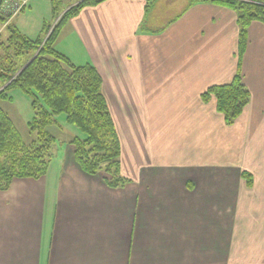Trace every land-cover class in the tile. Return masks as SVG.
<instances>
[{"label":"crops","instance_id":"obj_1","mask_svg":"<svg viewBox=\"0 0 264 264\" xmlns=\"http://www.w3.org/2000/svg\"><path fill=\"white\" fill-rule=\"evenodd\" d=\"M146 5L85 7L53 46L70 59L67 29L84 56L76 66L98 71L129 182L84 173L69 143L78 133L57 118L45 175L0 190V264H264V25L248 26L250 102L227 126L200 95L236 72V14L196 3L144 33Z\"/></svg>","mask_w":264,"mask_h":264},{"label":"trees","instance_id":"obj_2","mask_svg":"<svg viewBox=\"0 0 264 264\" xmlns=\"http://www.w3.org/2000/svg\"><path fill=\"white\" fill-rule=\"evenodd\" d=\"M55 1L52 8L57 16L56 4L59 0ZM104 1L84 0L71 7L63 16L60 27L83 8ZM145 1V18L140 30L159 33L166 26L151 28L148 21L154 0ZM196 3L224 6L236 14V72L228 84L212 85L200 95L204 103L214 99L216 111L222 115L224 123L231 126L250 102V93L241 74V59L247 45L248 26L252 22L264 25V0H192L188 7ZM179 16L176 15L174 19ZM4 19L0 16V24ZM13 25L7 24L5 37L0 38V81L4 84L12 80L0 91V100L10 101L7 93L13 88L31 97L33 116L27 126L34 139L26 143L12 120L0 108V190L8 189L14 178L37 179L45 175L52 158L51 147L56 141L55 134L49 128H60L56 118L59 115H64L65 122L79 131L69 140L74 146V159L79 168L91 176L106 173L108 177L105 182L111 188L125 186L129 180L120 173V141L101 91L102 79L98 71L89 64L76 66L54 49L58 27L46 40L44 48L18 74L22 65L31 58H27L29 51L36 49L41 40L40 37L36 41L28 39ZM47 28L44 26L43 30ZM25 58L24 63L18 66ZM241 178L247 187L252 185L250 173L242 171Z\"/></svg>","mask_w":264,"mask_h":264},{"label":"rangeland","instance_id":"obj_3","mask_svg":"<svg viewBox=\"0 0 264 264\" xmlns=\"http://www.w3.org/2000/svg\"><path fill=\"white\" fill-rule=\"evenodd\" d=\"M5 1L6 0H3L0 4V16H2L3 19L5 18L2 24H0V38L5 37L7 24H14L19 32L28 39L36 41V39L40 37L39 40H41L39 42L37 41L38 44L36 45V49L29 51L30 55L27 56V58L31 56L29 62L23 64L26 60L25 58L22 60L21 64L18 65L21 66L23 64L21 70L18 72L19 74L25 69L27 64L38 55L39 51L44 48L46 40L51 38L52 32H55L54 30L58 27L60 28L59 31L62 29L64 25L60 27V24L62 23L63 16L67 13V11L84 0H59L56 4L57 16L53 13L52 8L55 0H29L26 4H24L26 8H16V6L13 5L5 6L8 4V1L6 3ZM191 1L192 0H154V2L151 3L153 6L151 7L149 16L151 19L148 21V24L154 29L162 27L164 23H168L176 15L186 9ZM44 26H48V28L43 30ZM61 33L60 44L66 45L68 57L71 59V62L75 65H80L84 56L82 53L77 52L79 50L76 49L77 44L74 41V35H71L67 29L61 31ZM11 81L12 80H8L4 84L0 81V91L10 84ZM7 94L11 100H0V108L5 111V113L12 120L22 139L26 143H29L34 139V134L29 132L27 126L33 116L31 97L16 88L9 90ZM56 118L61 121L64 120L65 116L59 115ZM71 128H74L75 132H79L75 127L71 126ZM49 130L51 133L57 132L54 127L49 128ZM250 175L252 177L253 184V176L251 173Z\"/></svg>","mask_w":264,"mask_h":264},{"label":"built area","instance_id":"obj_4","mask_svg":"<svg viewBox=\"0 0 264 264\" xmlns=\"http://www.w3.org/2000/svg\"><path fill=\"white\" fill-rule=\"evenodd\" d=\"M8 1V2H7ZM27 0H6L5 3L7 2L8 4L5 6H16V8H22L24 4H26Z\"/></svg>","mask_w":264,"mask_h":264},{"label":"water","instance_id":"obj_5","mask_svg":"<svg viewBox=\"0 0 264 264\" xmlns=\"http://www.w3.org/2000/svg\"><path fill=\"white\" fill-rule=\"evenodd\" d=\"M2 2V0H0V3Z\"/></svg>","mask_w":264,"mask_h":264}]
</instances>
